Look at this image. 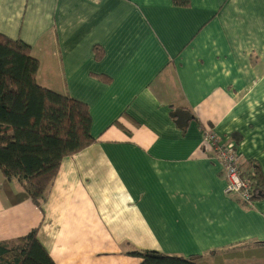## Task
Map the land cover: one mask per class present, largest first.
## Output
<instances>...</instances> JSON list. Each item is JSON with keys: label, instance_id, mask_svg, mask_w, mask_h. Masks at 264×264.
Here are the masks:
<instances>
[{"label": "crops", "instance_id": "crops-1", "mask_svg": "<svg viewBox=\"0 0 264 264\" xmlns=\"http://www.w3.org/2000/svg\"><path fill=\"white\" fill-rule=\"evenodd\" d=\"M0 32L31 46L39 85L89 105L96 140L40 206L0 169V242L37 229L56 264L257 263L226 254L264 244V192L228 195L204 132L264 180V0H0Z\"/></svg>", "mask_w": 264, "mask_h": 264}, {"label": "trees", "instance_id": "trees-1", "mask_svg": "<svg viewBox=\"0 0 264 264\" xmlns=\"http://www.w3.org/2000/svg\"><path fill=\"white\" fill-rule=\"evenodd\" d=\"M174 2L187 5L189 0ZM96 52L100 59L102 51L97 48ZM39 67L28 43L0 32V169L7 179L18 178L25 194L40 206L63 159L96 140L89 105L39 85ZM173 117L178 123L183 119L177 111ZM246 174L255 180L257 198L264 192L263 177L258 169ZM259 245L246 254L226 256H246L264 264V244ZM129 254L141 257L140 264H210L199 256L186 258L149 250ZM0 264L56 262L38 239V230L33 229L27 235L0 242Z\"/></svg>", "mask_w": 264, "mask_h": 264}, {"label": "built area", "instance_id": "built-area-1", "mask_svg": "<svg viewBox=\"0 0 264 264\" xmlns=\"http://www.w3.org/2000/svg\"><path fill=\"white\" fill-rule=\"evenodd\" d=\"M204 141L210 147L211 158L224 164L227 179L225 192L238 196L244 204H252L256 195V183L242 167L238 144L233 140L220 138L212 127L205 129Z\"/></svg>", "mask_w": 264, "mask_h": 264}, {"label": "rangeland", "instance_id": "rangeland-1", "mask_svg": "<svg viewBox=\"0 0 264 264\" xmlns=\"http://www.w3.org/2000/svg\"><path fill=\"white\" fill-rule=\"evenodd\" d=\"M228 263H236V262H239V261H227ZM210 264H213V263H210Z\"/></svg>", "mask_w": 264, "mask_h": 264}]
</instances>
